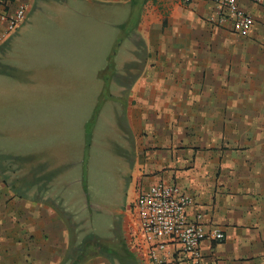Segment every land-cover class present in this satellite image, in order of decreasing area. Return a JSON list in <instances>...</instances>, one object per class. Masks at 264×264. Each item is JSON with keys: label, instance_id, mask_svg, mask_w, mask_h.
I'll return each instance as SVG.
<instances>
[{"label": "crops", "instance_id": "crops-1", "mask_svg": "<svg viewBox=\"0 0 264 264\" xmlns=\"http://www.w3.org/2000/svg\"><path fill=\"white\" fill-rule=\"evenodd\" d=\"M70 2L126 10L122 23L111 14L112 27L127 25L136 11L126 56L101 65L111 68L109 97L119 103L110 104L123 118L116 153L128 168V204L139 188L175 185L191 201L187 218L199 215L205 231L223 235L220 243H201L202 264H264V0H236L252 20L243 37L198 0ZM1 3L0 12L9 13L17 0ZM58 4L66 0H31L0 58L29 15ZM63 28L58 21V32ZM60 154L47 161L0 147V264H144L123 237L126 211L109 254L82 253L85 242L97 239L82 233L87 215L71 206L70 159L66 150Z\"/></svg>", "mask_w": 264, "mask_h": 264}, {"label": "rangeland", "instance_id": "rangeland-1", "mask_svg": "<svg viewBox=\"0 0 264 264\" xmlns=\"http://www.w3.org/2000/svg\"><path fill=\"white\" fill-rule=\"evenodd\" d=\"M126 13L70 0L40 6L0 58V147L11 156L47 161L66 150L71 206L87 215L82 233L93 234L107 254L122 237L120 213L130 204L128 168L116 153L123 118L120 107L115 112L110 104L119 103L109 97L111 68L102 71L101 65L106 57L112 65L126 56L136 11L127 25L108 22L114 14L122 23Z\"/></svg>", "mask_w": 264, "mask_h": 264}, {"label": "built area", "instance_id": "built-area-1", "mask_svg": "<svg viewBox=\"0 0 264 264\" xmlns=\"http://www.w3.org/2000/svg\"><path fill=\"white\" fill-rule=\"evenodd\" d=\"M189 3L191 0H182ZM212 5L217 23L228 24L230 33L243 37L249 31L251 17L236 0H198ZM257 5L261 0H244ZM0 6H4L1 3ZM31 0H17L12 12H0V46L23 22ZM190 199L177 186L158 182L139 188L126 211L123 237L130 250L142 252L144 264H202L200 245L205 240L220 243L223 235L205 231L200 216L187 218Z\"/></svg>", "mask_w": 264, "mask_h": 264}, {"label": "trees", "instance_id": "trees-1", "mask_svg": "<svg viewBox=\"0 0 264 264\" xmlns=\"http://www.w3.org/2000/svg\"><path fill=\"white\" fill-rule=\"evenodd\" d=\"M103 249L104 250H102L101 242H98V240H89V241H87V242L84 243L83 248H82L81 251H82L83 254L84 253H87V255H89L91 252H94V251L95 252L96 251L97 252L99 251V252L106 253V250H109L105 246H103ZM73 260H74V258H73Z\"/></svg>", "mask_w": 264, "mask_h": 264}]
</instances>
